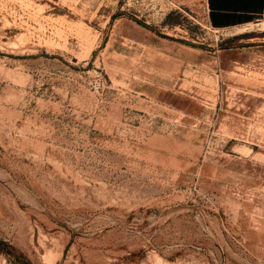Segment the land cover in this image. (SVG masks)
I'll return each mask as SVG.
<instances>
[{
    "label": "rangeland",
    "instance_id": "rangeland-1",
    "mask_svg": "<svg viewBox=\"0 0 264 264\" xmlns=\"http://www.w3.org/2000/svg\"><path fill=\"white\" fill-rule=\"evenodd\" d=\"M262 28L0 0V264H264Z\"/></svg>",
    "mask_w": 264,
    "mask_h": 264
},
{
    "label": "crops",
    "instance_id": "crops-1",
    "mask_svg": "<svg viewBox=\"0 0 264 264\" xmlns=\"http://www.w3.org/2000/svg\"><path fill=\"white\" fill-rule=\"evenodd\" d=\"M204 5L207 21L216 30L240 33L251 24L264 23V0H204Z\"/></svg>",
    "mask_w": 264,
    "mask_h": 264
},
{
    "label": "trees",
    "instance_id": "trees-1",
    "mask_svg": "<svg viewBox=\"0 0 264 264\" xmlns=\"http://www.w3.org/2000/svg\"><path fill=\"white\" fill-rule=\"evenodd\" d=\"M0 243H2V242H0ZM2 248V246H0V249Z\"/></svg>",
    "mask_w": 264,
    "mask_h": 264
}]
</instances>
